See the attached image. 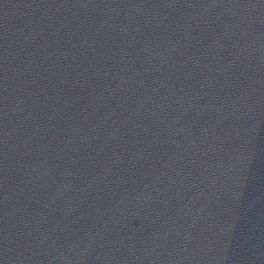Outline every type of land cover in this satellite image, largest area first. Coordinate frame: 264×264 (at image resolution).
I'll return each mask as SVG.
<instances>
[{
	"label": "water",
	"instance_id": "water-1",
	"mask_svg": "<svg viewBox=\"0 0 264 264\" xmlns=\"http://www.w3.org/2000/svg\"><path fill=\"white\" fill-rule=\"evenodd\" d=\"M0 264H264V260L158 227L0 207Z\"/></svg>",
	"mask_w": 264,
	"mask_h": 264
}]
</instances>
